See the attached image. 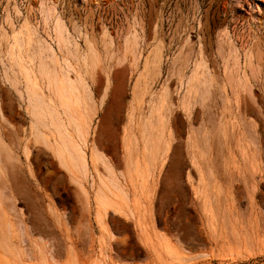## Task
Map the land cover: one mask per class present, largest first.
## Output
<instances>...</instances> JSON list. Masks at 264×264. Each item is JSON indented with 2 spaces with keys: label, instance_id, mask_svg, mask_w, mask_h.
<instances>
[{
  "label": "rangeland",
  "instance_id": "374dc122",
  "mask_svg": "<svg viewBox=\"0 0 264 264\" xmlns=\"http://www.w3.org/2000/svg\"><path fill=\"white\" fill-rule=\"evenodd\" d=\"M0 149V264H264V0H0Z\"/></svg>",
  "mask_w": 264,
  "mask_h": 264
},
{
  "label": "bare ground",
  "instance_id": "6f19581e",
  "mask_svg": "<svg viewBox=\"0 0 264 264\" xmlns=\"http://www.w3.org/2000/svg\"><path fill=\"white\" fill-rule=\"evenodd\" d=\"M132 36H131V40H130V43H128L127 45H128V47L129 48H131L132 50L135 48V46L137 45V43H136V37L135 36H133V34H131ZM130 37V36H129ZM130 45V46H129ZM126 46V45H125ZM230 46V45H229ZM127 47V46H126ZM232 47V46H231ZM89 49H91V50H93L92 49V46L89 44ZM251 49V48H250ZM253 49H254V47H253ZM230 50H231V48H230ZM158 51V50H157ZM248 51V50H247ZM235 52V51H234ZM249 52V51H248ZM252 52V51H251ZM250 53V52H249ZM156 54V53H155ZM235 55L231 52V51H229L228 53H227V57H228V60L227 61H229V60H231V65H233V67H235L234 65L237 63V59H236V57H234ZM253 56H254V54H253ZM154 57V59H153V65H152V68H151V70L150 69H147V72L148 73H152L155 69H156V64H157V61H158V55L156 54L155 56H153ZM247 58H249L248 56H247ZM250 58H252V56L250 57ZM249 58V59H250ZM201 61V60H200ZM146 63V62H145ZM230 63V62H229ZM200 65H201V63H200ZM200 65H198L197 64V66L194 68V71H193V83H191L192 85L190 86V88H191V91H192V94H191V96H190V103H192V102H196L198 99H200L199 101H201V98L202 99H204V97H207V96H209V95H207L208 94V90H209V84H211V83H209L208 84V80H209V78H207L206 77V73L204 72V70L203 69H205L204 67L203 68H201L200 67ZM202 66V65H201ZM233 70V69H232ZM206 71V70H205ZM228 72V71H227ZM254 73H256V72H254ZM229 75V74H228ZM208 76V75H207ZM227 77H229V76H227ZM200 79V80H199ZM230 79V78H229ZM195 81V82H194ZM231 82V81H230ZM228 83H229V81H228ZM145 84V83H144ZM209 86H208V85ZM64 85H65V83H64ZM61 87V88H60ZM59 88H60V91L58 92L59 94H58V96H59V100H60V103L62 104V105H68V103H69V99H67V98H65V95H67L68 96V98H70V97H75V100L76 101H81V102H84V101H82V99H80V95H78L76 92L75 93H73V90L70 88V90H65L66 88L62 85H60L59 86ZM191 93V92H190ZM211 94V93H210ZM206 99V98H205ZM208 99H209V97H208ZM164 100V99H163ZM167 102H168V100H167ZM84 104V103H83ZM188 104V103H187ZM159 108H162V107H160L159 106ZM168 108V107H167ZM158 112H155L156 113V115H155V113H154V115H155V117L157 116V118H155V121H156V123L155 124H150L149 125V127H148V131H147V134H148V139H146V148L144 149V152L143 153H146V155H149L150 157H149V160L150 159H152L153 158V160H155L154 158H156V157H158V156H160L161 155V153H163V150H164V147H166L164 144H163V142H162V136H163V125L165 124H161V122H162V117H161V114H160V111H159V109L157 110ZM168 111V110H167ZM84 112L85 113H87V111H86V107H84ZM83 112V113H84ZM163 112V111H162ZM88 114H84V120H88V116H87ZM82 127H84V123L81 125V129H82ZM146 129V128H145ZM144 130V129H143ZM142 130V131H143ZM147 130V129H146ZM144 132V131H143ZM132 134V133H131ZM144 134V133H143ZM145 136V135H144ZM143 136V137H144ZM133 137V136H132ZM205 137V136H204ZM2 140V139H1ZM205 140V139H204ZM135 141V140H134ZM126 142V141H125ZM196 142V141H195ZM204 142V141H203ZM128 144V142L126 143V145ZM197 144V143H196ZM57 145V148H55V149H57L56 151H57V157H58V159H59V162H61V164H64V163H62V162H68L70 165H72V166H76V161H75V158L74 157H78V154L76 153V150L75 149H73V147L71 146V143L69 144V143H65L64 141H61L59 144H56ZM136 145V144H135ZM143 147H144V145H143ZM127 148V147H126ZM133 149V148H132ZM138 149V148H137ZM4 150V149H3ZM146 150V151H145ZM196 150V149H195ZM127 151V150H126ZM130 153H132V152H130ZM200 153V152H199ZM129 154V153H128ZM137 154V153H136ZM196 154V153H195ZM2 155V152H1V149H0V156ZM74 155H76V156H74ZM131 155V154H130ZM141 155V154H140ZM128 157H129V155H127ZM132 156V155H131ZM144 156H145V154H144ZM199 156V155H198ZM148 157V156H147ZM136 158V157H135ZM203 158V157H202ZM130 159H131V157H130ZM145 159H146V161H147V158H146V156H145ZM144 159V160H145ZM149 160H148V162L147 163H150L149 162ZM134 161H136V160H134ZM152 161V160H151ZM127 162V161H126ZM125 162V163H126ZM130 162V161H129ZM132 162V161H131ZM143 163V162H142ZM204 163V162H203ZM146 164V163H145ZM65 165V164H64ZM138 164H136V166H137ZM149 165V164H148ZM200 165V164H199ZM202 165V164H201ZM66 166V165H65ZM144 166V165H143ZM146 166V165H145ZM151 167H153V166H151ZM0 168H1V160H0ZM126 168H127V166H126ZM135 168V167H134ZM139 168H142V167H139ZM145 168V167H144ZM107 170V169H106ZM207 170V169H206ZM145 171H147V169H145ZM138 172V171H137ZM107 173H108V171H107ZM146 173V172H145ZM144 173V175H146ZM110 175L112 174V173H109ZM143 175V176H144ZM149 175V174H148ZM112 176V175H111ZM130 176V175H129ZM140 176V175H139ZM150 176V175H149ZM148 176V177H149ZM137 178V177H136ZM135 178V179H136ZM103 179V178H102ZM145 181V180H144ZM107 183V182H106ZM108 184V183H107ZM143 184V183H142ZM141 186V185H140ZM144 186V185H143ZM142 186V187H143ZM101 188L100 189H97L99 192H98V195H97V201L96 202H98V209H100V210H106L108 207H111L112 208V206H113V208H115V210H116V206H115V201L114 200H112V199H110L109 197H111V194H112V196H115L116 198H118V193H119V191H117V194H116V192L115 191H113L111 188H110V186H107L106 184H101V186H100ZM107 194H109V195H107ZM120 194V193H119ZM3 195V194H2ZM109 196V197H108ZM115 197H113V198H115ZM120 198H121V195L119 196ZM2 198H3V196H2ZM0 199H1V194H0ZM124 201V200H123ZM0 202H1V200H0ZM117 204V203H116ZM216 204V203H215ZM218 204V203H217ZM117 205H119V204H117ZM1 206V205H0ZM6 206V205H5ZM120 206V205H119ZM119 206H117V208L119 207ZM119 210V209H118ZM123 210V209H122ZM106 212V211H105ZM4 214H5V212L3 213L2 212V210H0V219L2 218V215H3V218H2V220L3 219H5L4 220V222L5 223H7V222H9V221H7L6 222V220H7V218L6 217H4ZM132 214V213H131ZM99 215V214H98ZM103 215V214H102ZM97 216V215H96ZM217 216V215H216ZM223 217H224V215H223ZM99 218V217H98ZM215 218V217H214ZM219 218V217H218ZM100 219V218H99ZM9 220V219H8ZM0 222H2V221H0ZM12 222V221H11ZM223 222V221H222ZM2 224V223H1ZM9 224V223H8ZM103 224V223H102ZM3 228V227H2ZM232 228V227H231ZM2 234H3V231H2ZM9 234V233H8ZM170 254V253H169Z\"/></svg>",
  "mask_w": 264,
  "mask_h": 264
}]
</instances>
